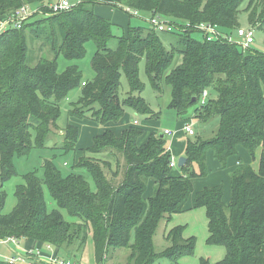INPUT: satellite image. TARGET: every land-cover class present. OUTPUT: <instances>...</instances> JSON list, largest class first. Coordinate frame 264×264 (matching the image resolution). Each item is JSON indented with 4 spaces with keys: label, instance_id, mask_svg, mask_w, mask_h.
<instances>
[{
    "label": "trees",
    "instance_id": "1",
    "mask_svg": "<svg viewBox=\"0 0 264 264\" xmlns=\"http://www.w3.org/2000/svg\"><path fill=\"white\" fill-rule=\"evenodd\" d=\"M96 1L84 0L54 12L46 0H0V21L24 5H40L21 27L11 23L0 31V239L16 237L30 246L51 244L67 255L73 254V243L84 247L91 233L99 262L112 249L121 247L130 250L135 264H153L159 258L176 261L194 253L196 237L185 238L183 228L174 226L167 233L171 245L157 252L153 236L163 218L170 220L185 210L194 193V179L208 174V152L212 150L226 163L240 146L254 155L264 145V53L255 46L243 49L223 36L214 40H207L205 33L203 39L192 36L201 23L215 25L226 37L235 33L241 26L243 0H107L135 12L158 14L176 25L172 31H158L150 22L148 30L131 28L115 49L108 47L113 22L97 13ZM260 1L264 9V0ZM263 9L250 11L249 22L255 23L258 16L262 20ZM181 20L184 23H179ZM161 33L177 36L171 49ZM89 40L97 48L92 60L95 78L84 81L80 67L74 64L60 72L59 55L70 60L81 58ZM176 53L183 60L166 74L172 88L171 107L181 119L191 109L200 119H219L215 137L197 136L188 143L186 163L194 160L199 171L193 166L185 173L187 164L179 167L181 173L174 170L177 166L170 165L172 153L165 134H154L139 146L141 128L130 127L121 135L106 129L90 145L78 146L80 129L70 122L54 150L73 152L75 165L87 169L96 190L83 174L63 173L53 158L44 160L42 176L35 169L18 173L14 157L29 156L35 147H44L48 134L58 129L59 102L70 90L82 86L78 102L70 109L71 117L89 112L92 120L108 124L118 122L126 107L150 115L141 95L144 83L139 76L140 62L146 58L151 83L159 89ZM122 73L130 84L123 99ZM205 90L209 93L202 103ZM103 155L116 165L119 155L124 157L122 177L118 178L117 172L109 177L105 167L111 169L113 160ZM18 175L22 182L16 185L17 204L5 214V184ZM151 179L154 191L146 195ZM44 186L59 209L48 210ZM223 195L222 184L195 191L194 206L206 208L208 242L227 248L223 259L212 263L201 258L200 264H264V149L258 169L241 164L233 172L229 204ZM62 210L74 221L66 220ZM3 246L12 254L16 248L13 244ZM68 260L72 261L70 257ZM0 264L11 263L3 259Z\"/></svg>",
    "mask_w": 264,
    "mask_h": 264
},
{
    "label": "rangeland",
    "instance_id": "2",
    "mask_svg": "<svg viewBox=\"0 0 264 264\" xmlns=\"http://www.w3.org/2000/svg\"><path fill=\"white\" fill-rule=\"evenodd\" d=\"M58 1L59 0H46V4ZM81 1L84 0H69L71 5L77 4ZM38 6L40 5L32 4L31 10L39 8ZM262 6L263 5L260 0H243L240 5L239 14L241 26H253V28H255L256 40L252 46L260 48L261 50L264 48V18L260 20L258 16L255 23H250L248 16L250 11L256 10L257 8L261 11L263 9ZM94 7L97 13H99L102 17L110 19L113 22L112 37L108 42L109 48H117L120 38L128 37L129 29L131 28L139 27L144 30L149 29V19L151 17V13L148 11L135 12L134 10H128L121 6L111 5L107 0H97ZM179 23L184 22L181 20ZM192 36L197 39H203L204 32L201 30L194 31L192 32ZM161 37L168 49H171L172 46L176 44L177 36L174 34L161 33ZM38 44H40V42ZM46 50L47 48H44V51ZM96 51V44L93 40H89L86 43V53L81 58L70 60L60 54L58 57V70L63 72L67 66L74 64L80 67L82 71V79L84 81H92L96 75L92 66V60ZM182 60L183 56L176 53L173 62L163 75L159 89L155 88L151 83L146 70V58L143 57L140 62L139 76L141 81L144 83V90L141 92V95L146 100L152 112L150 115L156 114L157 116L151 117L149 114L137 112L132 107H126L123 117L118 122H109L108 124L92 120L93 117L89 114V112L83 117H71L70 109L78 102L82 93V86H78L70 90L67 96L59 102L60 116L57 121L58 129L53 130L48 134L44 147H35L29 156L14 157L18 173L22 175L27 171L35 169L37 170V173L42 176V164L44 160L53 158L63 173L76 172L83 174L89 181L91 188L96 190L95 181L88 173L87 169L85 167L75 165V155L73 152H67L63 149L54 150V147L59 146L61 141H63L62 135L70 122L79 126L80 135L78 146L90 145L94 137L103 133L106 129L112 130L116 133V135H121L124 130L130 127L141 128L142 133L137 139V144L139 146L147 143L149 139L154 136V134H157L156 136H158L160 133H164L165 129H170L173 131V134L169 136L166 135L167 145L171 150L173 160L177 163V168L174 170L179 172L180 168L178 166V161L179 158L182 157L181 155L185 154L189 141H195L197 136H201L203 139H211L217 135L219 130L218 117L203 120L200 119V117H196L193 109H191L186 118L181 119L177 111L171 107L172 88L166 79V74L180 64ZM121 82V97L123 99L128 96L130 91L129 79L125 73H122ZM135 120L139 121V124L134 123ZM186 124L194 126L195 135H190L186 132ZM263 149L264 145L259 146L253 155L250 154L247 149L240 146L237 154L229 157L226 163L218 160L212 150L208 152V174L194 179V193L190 196L185 210L183 212L173 214L170 220L168 218H163L160 221L155 235L153 236L155 250L157 252H161L171 245L172 241L167 237L169 230L174 226H181L183 228V236L185 238L193 235L196 237L194 253L190 255H182L176 261L167 258H159L153 264H200L201 258H207L214 263L223 259L227 255L226 246L223 244H211L208 242L209 229L206 208L194 206L195 191L203 189L206 185L212 186L222 184L224 186L223 199L226 204H229L231 199L233 172L241 164H251L255 169H258ZM103 158L113 160L111 157H107L106 155H103ZM119 158L120 161L117 165L113 160L111 169L107 166L105 167L109 177L112 176V172H117L119 175L118 178L122 177L125 159L121 155H119ZM193 166L196 171H199L197 163H195L194 160H191V162L186 165L187 171L185 173L190 171ZM20 175L14 176L5 184L7 192L3 209L5 214L11 213L17 204L16 185L19 182H22ZM154 186L155 182L151 179L149 181L146 195L153 194ZM44 193L48 210L52 211L54 209H59L46 186H44ZM62 213L66 220L74 221V218L66 210H62ZM82 246L83 245L78 242L73 243L70 246V251H73V254L67 253L66 255L61 253L59 257L67 260L71 257L70 259H72L74 264H135L133 263V260L130 259V250L124 247L112 249L107 258L103 259L102 262H99L95 255V246L91 233L88 236L84 247ZM80 248L82 250L78 251L77 249ZM14 251L20 254L24 253L20 248H15ZM11 253L10 249H6L5 246L0 245V254L3 255L0 256V260L11 256Z\"/></svg>",
    "mask_w": 264,
    "mask_h": 264
},
{
    "label": "built area",
    "instance_id": "3",
    "mask_svg": "<svg viewBox=\"0 0 264 264\" xmlns=\"http://www.w3.org/2000/svg\"><path fill=\"white\" fill-rule=\"evenodd\" d=\"M49 6L54 12H59L61 10L68 9L69 7H71V4L69 0H59L58 2H50ZM33 12L30 5L22 6L13 15L0 21V31L6 29L11 23H14L18 27H21L22 22L29 18V16H31ZM149 22L151 26L158 31H172L176 26L175 23H173L171 20L166 19L158 14L151 16ZM196 27L205 33V37L207 40H214L225 37L229 42L237 43L243 49L250 48L256 40L255 28H253V26H240L235 31V33L230 34L227 37L222 34L219 28L210 23H201ZM262 51L264 53V48ZM83 84H86V82H83ZM208 93V90H205L202 94V103H205L208 97ZM134 123L139 124V121L135 120ZM185 130L190 135L195 134L194 126H192L191 124H186ZM164 134L169 136L173 134V131L170 129H165ZM170 165L172 167H176L177 163L172 159ZM10 244L15 245L16 248H20L24 252L23 254H20L14 251L11 256L7 257L5 260L9 261V263L11 264L24 262L33 264L32 259L34 257H42L55 264H73L72 261L65 260L64 258L59 257L55 253V247L51 244H37L24 248L22 246V242L16 237H7L4 239H0V245L10 246Z\"/></svg>",
    "mask_w": 264,
    "mask_h": 264
},
{
    "label": "crops",
    "instance_id": "4",
    "mask_svg": "<svg viewBox=\"0 0 264 264\" xmlns=\"http://www.w3.org/2000/svg\"><path fill=\"white\" fill-rule=\"evenodd\" d=\"M181 156H186L185 154H183V155H181ZM173 159V158H172ZM177 168V167H176ZM176 168H174V169H176ZM182 171L180 170L179 172H177V173H181ZM22 246L25 248V247H27V246H30V245H27L24 241L22 242ZM12 252V251H11ZM55 253L59 256V255H61V251L59 250V251H57V250H55ZM12 254V253H11ZM71 258V257H70ZM106 258H107V255H106ZM33 264H45V263H48V264H52V263H50V262H46V261H44L43 259H41V258H36V257H34L33 259ZM72 260V259H71Z\"/></svg>",
    "mask_w": 264,
    "mask_h": 264
},
{
    "label": "water",
    "instance_id": "5",
    "mask_svg": "<svg viewBox=\"0 0 264 264\" xmlns=\"http://www.w3.org/2000/svg\"><path fill=\"white\" fill-rule=\"evenodd\" d=\"M161 136L164 137V133H161ZM187 162V157L186 156H182L179 158V161H178V166L179 167H183Z\"/></svg>",
    "mask_w": 264,
    "mask_h": 264
}]
</instances>
